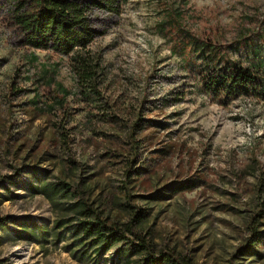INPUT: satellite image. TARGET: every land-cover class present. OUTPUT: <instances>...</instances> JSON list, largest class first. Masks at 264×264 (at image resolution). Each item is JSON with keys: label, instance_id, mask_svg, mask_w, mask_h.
<instances>
[{"label": "rangeland", "instance_id": "obj_1", "mask_svg": "<svg viewBox=\"0 0 264 264\" xmlns=\"http://www.w3.org/2000/svg\"><path fill=\"white\" fill-rule=\"evenodd\" d=\"M118 3V14H98L96 24L107 32L89 49L102 55L105 96L119 120L142 118L133 168L141 173L128 183L126 129L89 131L88 109L73 96L70 124L46 106L58 83L76 89L70 56L38 50V60L32 59V50L12 43L0 18V217L14 220L0 230V264L136 260L132 251L112 249L98 260L78 261L70 252L71 235L57 240L54 221L63 211L34 186L61 180L80 183L112 220L128 221V202L143 208V228L152 232L158 250L173 249L196 264H264V257H234L248 236V218L264 198V99L214 97L204 81L218 57L203 49L214 46L223 59L247 64L251 50L263 44L264 0ZM104 109L102 117L110 114ZM62 128L70 141L61 138ZM141 165L149 169L138 171ZM22 222L48 226L50 233L20 239L15 232ZM260 249L264 253V240Z\"/></svg>", "mask_w": 264, "mask_h": 264}, {"label": "trees", "instance_id": "obj_2", "mask_svg": "<svg viewBox=\"0 0 264 264\" xmlns=\"http://www.w3.org/2000/svg\"><path fill=\"white\" fill-rule=\"evenodd\" d=\"M119 7L118 0H0V18L10 31L12 43L19 48L32 50V59L38 60V50L62 57L70 56L76 89L71 91L58 83V91L50 92L46 106L50 110L57 108L62 113L63 124H70L69 97L73 96L76 103H83L88 109L85 128L89 131L98 133L101 126L109 125L126 129L131 146V160L125 170V181L128 183L133 179L136 172L133 168L140 155L139 134L142 127L139 122L142 118H137L132 124L119 120L114 104L105 96L107 74L102 55L89 49L97 37L107 32L106 28L96 24L98 14H118ZM262 43L251 50L247 64L241 58L223 59L214 46L203 45V49L218 57L213 71L204 81L214 97L226 95L264 99V37ZM104 108H109L110 114L102 117ZM63 128L61 138L70 141V132ZM143 168L149 169L141 165L138 171ZM34 191L43 194L55 209L63 211L62 216L54 221V235L57 240L67 233L71 235L74 249L70 252L78 261L98 260L115 249L122 255L128 251L134 252L137 258L132 264H196L173 249L158 250L152 242V232L143 228L146 211L130 202L127 203L130 217L128 221L120 222L110 219L103 209L90 202L80 183L75 186L66 180L46 182L34 186ZM126 196L132 198L129 191ZM12 221L9 216L0 217V230L6 229ZM263 227L264 198H261L257 210L248 218V236L234 255L235 258L264 257L260 249L264 240ZM37 231L45 236L50 233L48 226H38L34 222H22L15 233L20 239L31 240Z\"/></svg>", "mask_w": 264, "mask_h": 264}]
</instances>
